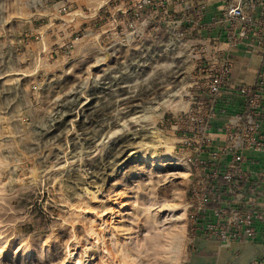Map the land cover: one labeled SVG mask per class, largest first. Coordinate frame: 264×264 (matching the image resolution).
<instances>
[{
  "label": "rangeland",
  "instance_id": "1",
  "mask_svg": "<svg viewBox=\"0 0 264 264\" xmlns=\"http://www.w3.org/2000/svg\"><path fill=\"white\" fill-rule=\"evenodd\" d=\"M69 1L0 0V264H190L171 124L197 38L125 39Z\"/></svg>",
  "mask_w": 264,
  "mask_h": 264
},
{
  "label": "built area",
  "instance_id": "2",
  "mask_svg": "<svg viewBox=\"0 0 264 264\" xmlns=\"http://www.w3.org/2000/svg\"><path fill=\"white\" fill-rule=\"evenodd\" d=\"M93 1L85 18L114 24L125 39L156 38L171 22L178 39L197 38L188 107L171 124L190 171V251L217 243L239 257L234 245L255 243L250 264H264V0ZM72 4L64 0L60 12ZM238 49L260 60L253 83L233 79Z\"/></svg>",
  "mask_w": 264,
  "mask_h": 264
},
{
  "label": "crops",
  "instance_id": "3",
  "mask_svg": "<svg viewBox=\"0 0 264 264\" xmlns=\"http://www.w3.org/2000/svg\"><path fill=\"white\" fill-rule=\"evenodd\" d=\"M234 71L233 79L241 83H253L255 80V69L259 66L260 60L255 55H250L242 49L236 50L233 55ZM221 121L218 123L221 125ZM240 247L239 257L233 250L222 248L217 243L200 244V249L194 252L193 264H250L251 259L259 249L255 243L246 244ZM196 253V254H195Z\"/></svg>",
  "mask_w": 264,
  "mask_h": 264
}]
</instances>
